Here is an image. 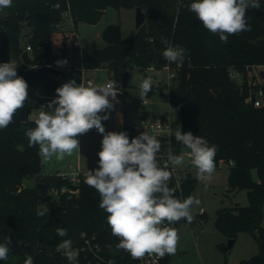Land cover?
I'll use <instances>...</instances> for the list:
<instances>
[{"label":"trees","instance_id":"obj_1","mask_svg":"<svg viewBox=\"0 0 264 264\" xmlns=\"http://www.w3.org/2000/svg\"><path fill=\"white\" fill-rule=\"evenodd\" d=\"M191 2L13 0L10 8L0 9V17L8 19L6 25L0 26V42L9 47L17 75L28 84L24 107L15 113L7 128L0 130V243L5 237L12 238L8 259L0 264H12L11 255L18 256L17 264H24L28 255L32 256L33 264H69L62 252L57 251L64 239L72 241L73 250L78 253L77 264H97L85 248V238L98 235L102 229L114 247L113 251L103 247L105 258H114L115 264H136L126 251L117 248L119 240L107 223L108 214L99 207V193L84 183L86 177L73 183L62 171L43 173L39 148L29 147L26 136V131L35 127L30 114L42 102L30 91V83L40 80L33 65L58 66V61H64L52 57L51 37L57 25L67 14L75 23L94 22L107 6H140L146 20L125 38L119 23L108 24L102 32L107 44L88 52L86 65L91 69L107 67L120 88L122 72L133 68L145 71L151 66L164 68L169 62L162 56L166 47L184 49L181 65L171 62L178 75L175 85L169 87L170 105L179 113L182 132L191 131L217 146L216 167L220 161H233L229 165V190L247 189L249 203L219 208L215 224L228 238L236 239L242 231L252 234L260 250L240 264H264V103L255 106L245 101L250 93L252 66L264 65V0H259V9L246 11L251 31L231 35L227 43L204 28L188 8ZM68 37L65 34L64 41ZM27 45L34 53L33 65L26 64L21 56ZM79 48V42L72 39V51ZM58 67V79L43 85L45 94L56 95L55 89L71 79L80 82L79 70L68 64ZM232 71L240 72L241 82L231 76ZM26 177H34L35 183L25 186ZM181 184L185 199L191 196L197 179L187 172ZM174 195L181 198L179 192ZM41 204L49 208V214L38 217L36 212ZM57 228L66 229L67 235L57 236ZM156 264L173 263L165 255Z\"/></svg>","mask_w":264,"mask_h":264},{"label":"clouds","instance_id":"obj_2","mask_svg":"<svg viewBox=\"0 0 264 264\" xmlns=\"http://www.w3.org/2000/svg\"><path fill=\"white\" fill-rule=\"evenodd\" d=\"M12 3L13 0H0V9L10 8ZM259 7V0H192L188 5L204 28L218 35L223 43H227L231 35L251 31L246 11ZM162 56L169 62L182 63L184 60L183 49L171 45L165 48ZM66 63V60L57 62L58 66ZM139 87L141 96H146L152 89L151 78L142 79ZM55 92L54 99L40 106L35 127L26 131L29 147L38 146V154L45 160L53 157L63 160L80 149L78 137L95 128L103 137L97 153L98 167L87 171L84 183L99 193V207L108 214L107 223L120 241L117 248L136 260L145 256L175 255L179 235L171 225L181 220L191 223L194 219L192 208L201 203L192 196L182 201L177 199L168 184L172 176L169 162L173 166L182 165L185 154L169 152L161 166L157 158L161 141L154 133L145 129L130 140L125 131H105L102 121L110 118L113 102H118L119 90L114 82L85 86L71 79ZM27 100L28 84L17 75V65L0 63V130L13 122L15 113ZM174 138L189 149L186 155L196 169V179L207 186L216 169L217 146L191 131L182 132L180 126ZM46 214L49 208L39 205L36 215ZM56 235L65 237L67 230L57 228ZM11 244V237H5L0 243V261L8 259ZM57 251L62 252L69 264H77L78 253L73 250L70 239L62 240ZM24 264H33L31 255L26 257Z\"/></svg>","mask_w":264,"mask_h":264},{"label":"rangeland","instance_id":"obj_3","mask_svg":"<svg viewBox=\"0 0 264 264\" xmlns=\"http://www.w3.org/2000/svg\"><path fill=\"white\" fill-rule=\"evenodd\" d=\"M111 23H119L121 25L122 36L128 37L130 33L136 29V8H126L115 6H107L98 20L91 22L79 20L74 22L70 15H65L63 22L57 30L54 31L51 37L52 57L54 59L66 60L68 51L71 50L72 39L75 38L80 44L77 50L78 61L80 62L81 55L85 58L88 52L93 49L105 46L107 43L102 35L103 29ZM68 34V38L64 41L63 36ZM65 45L69 48L65 50ZM29 54L34 58L32 50ZM9 47L0 42V63L14 62L15 59L11 56ZM65 65V64H64ZM92 76H95L97 81L102 85L112 73L107 67L98 70H90ZM131 79L129 85L125 88V95L119 98L114 103V108L110 111V118L102 121L105 131H125V122L134 117L141 111H148L158 114H166L170 110L173 111L174 119L176 120V130L180 126L179 113L175 107L169 102V87L165 83L168 82V70L166 68L155 69L147 68L142 71L138 68L131 70ZM53 78L58 79V74L53 73ZM151 78L152 85L155 86V91L150 96V103L146 106L140 105L141 93L140 83L142 79ZM43 83L41 80H34L30 83V91L35 94L38 89L40 95L44 96ZM121 87L118 89L120 90ZM55 96L43 98V104L46 105ZM40 110V106L33 109L30 114L32 119H35ZM128 113L129 117L123 118L122 113ZM103 115V113H101ZM102 134L95 128L84 135L78 137L80 141V149L74 152L71 156H65L63 160H56L53 157L51 160H45L41 157L42 172L53 173L57 170L62 172H70L79 165L84 170H94L98 167V155L101 150ZM183 150L188 149L183 146ZM190 164L189 171L196 177V169ZM229 163H222L216 167L212 178L204 183L197 180V186L192 191L191 196L200 200L199 206H193L192 214L194 219L191 223L186 220L179 223L174 228L178 231L179 242L175 255H170V262L173 264H240L243 259H248L252 255L259 252V244L256 238L248 232H240L235 239V243L231 248L226 249L229 238L220 231L215 224L217 211L222 207H234L237 205L245 206L249 203L248 190L245 188L235 191L229 190ZM25 186H30L35 183L34 177H26L23 181ZM264 213V207H263ZM264 225V217H263ZM12 264L18 263V256L11 255Z\"/></svg>","mask_w":264,"mask_h":264},{"label":"built area","instance_id":"obj_4","mask_svg":"<svg viewBox=\"0 0 264 264\" xmlns=\"http://www.w3.org/2000/svg\"><path fill=\"white\" fill-rule=\"evenodd\" d=\"M57 27H60V24H58ZM26 50L29 52L30 50H32V47L30 45H27ZM67 59H69L70 61L68 63V67H73L81 72V79L79 83H83L85 86L102 85L99 81H97L95 76H92L89 73L90 70H98L101 68H94V69L89 68L86 65L85 58L82 55L80 57V62H79L77 51H72V49L68 51ZM177 65L180 66L181 63H177ZM33 66L37 68L40 65H33ZM149 68H153V67L151 66ZM164 68L168 70V78H169L168 82L165 84L168 85V87L174 86L175 79L178 75L176 67H174L171 62H168L164 66ZM251 73L252 76L249 78L250 93L245 98V101L248 104L261 106L264 103V65H253ZM230 74L238 82H241L240 72L232 71ZM109 81L114 82L116 88L119 89L117 87V81L113 77V75L108 77L105 83ZM35 94L37 96H41L38 89L35 90ZM150 96H151L150 91L147 93L146 96H142L140 99V105L146 106L148 103H150ZM145 129L149 133H154L157 136V138L161 141V151L160 153H158V157H157L158 162L161 164V166H163V164L165 163L167 154L169 152H171L174 155L185 154V161L182 165L173 166L171 165L170 162L168 164L169 170L172 173L171 179L168 182L169 187L174 190V193L179 192L181 196L180 200L181 201L184 200L182 195L181 179L185 177L187 172H190L189 171L190 164L188 163L190 161V158L186 155L189 152V149L187 151H184L183 150L184 145L176 141L174 138V133L176 131V120L174 119L173 111L170 110L166 114H158L144 110L136 114L134 117L129 118L126 121L125 132L128 134L130 140L138 136L141 132L145 131ZM222 163L224 162L220 161V165ZM229 164H233V161L230 160ZM87 171L88 170H84L80 166H78L73 171L62 172V174L63 176L68 177L73 183H78L82 177H86ZM64 189L65 188H63V190ZM175 225L176 223L171 226L175 227ZM103 247L104 244L100 241L98 235L85 238V248H87L92 253L94 258L96 259L97 264H102V262L104 261H108L109 263L115 264L116 262L114 258H109V259L105 258L103 254V250H104ZM161 259L162 258H156L155 256L152 257L145 256L143 259H139V260L133 259V260L136 262V264H156Z\"/></svg>","mask_w":264,"mask_h":264},{"label":"water","instance_id":"obj_5","mask_svg":"<svg viewBox=\"0 0 264 264\" xmlns=\"http://www.w3.org/2000/svg\"><path fill=\"white\" fill-rule=\"evenodd\" d=\"M146 20V15L144 10L140 7H136V27H140ZM8 23V19L0 17V26L6 25ZM22 59L26 64L33 65V58L29 54L27 50H24L22 52ZM59 68L52 65V64H43L36 68V72L43 84H53L55 82L52 74L53 73H59ZM131 71L126 70L121 73L120 76V83H121V89L117 93L119 98L123 95V90L129 85V81L131 79ZM98 238L100 241L106 246L109 250L113 251L114 247L111 244L110 240L107 237L106 231L104 229L100 230L98 232ZM235 243V238H229L228 244L226 245V249L231 248L233 244ZM30 249H32L31 245H28Z\"/></svg>","mask_w":264,"mask_h":264},{"label":"crops","instance_id":"obj_6","mask_svg":"<svg viewBox=\"0 0 264 264\" xmlns=\"http://www.w3.org/2000/svg\"><path fill=\"white\" fill-rule=\"evenodd\" d=\"M36 95V94H35ZM52 96H56V95H52V94H44V96L42 97V94H41V96H39L40 98H42V102H41V104H40V106L44 103L43 102V98H49V97H52ZM128 113H126V112H124V113H122L120 116L122 117V119L123 118H128L129 117V115H127ZM130 118V117H129ZM125 124H126V122H125ZM125 129H126V125H125ZM79 166V165H78ZM77 166V167H78ZM82 168V167H81ZM83 169V168H82ZM57 171H60V170H57ZM56 171V172H57ZM73 171V170H72ZM71 172V171H70ZM170 256V255H169Z\"/></svg>","mask_w":264,"mask_h":264}]
</instances>
